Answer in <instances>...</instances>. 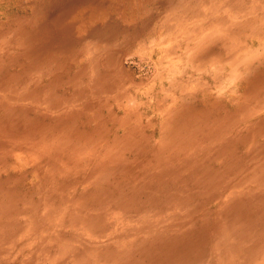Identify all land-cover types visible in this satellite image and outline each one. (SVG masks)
I'll use <instances>...</instances> for the list:
<instances>
[{
    "label": "rangeland",
    "instance_id": "1",
    "mask_svg": "<svg viewBox=\"0 0 264 264\" xmlns=\"http://www.w3.org/2000/svg\"><path fill=\"white\" fill-rule=\"evenodd\" d=\"M58 1L0 0V264H264V27L253 14L245 35L248 0H214L205 47L181 5L208 0H93L90 24L66 27L62 69L47 70L27 33L51 27ZM41 84L58 106L39 109L77 130L34 119L25 98ZM156 102L196 104L195 128L172 142L144 113ZM119 105L136 116L110 122Z\"/></svg>",
    "mask_w": 264,
    "mask_h": 264
},
{
    "label": "crops",
    "instance_id": "2",
    "mask_svg": "<svg viewBox=\"0 0 264 264\" xmlns=\"http://www.w3.org/2000/svg\"><path fill=\"white\" fill-rule=\"evenodd\" d=\"M198 1V0H195ZM215 2L214 0H208V5H207V9L205 8H201V6L196 5L195 7H193L192 5H181L184 8L185 12H195L194 14H189L192 17H195L197 20H201L202 24L198 25L196 27L197 33V40L200 43H203L204 47L207 45L208 42H213V41H217L214 38L210 39L211 35L213 37V34H215V32L217 33L219 31L220 26L214 22V18L215 16L218 17V15L221 16L220 14H217V10L218 7L216 8V4L213 3ZM249 2V7L245 8V13H247L245 15V21L246 24L244 25L245 28L246 27H250L252 28L253 26V14H256V18H255V24L257 26L260 25L259 29L262 30V28L264 27V25L261 26V24L264 22V2L262 1L261 3L259 2V0H248ZM101 5V2L96 5L93 0H59L57 5L52 4V7L48 6V10L53 12V16H57V20H53L51 22V27L48 29H42L40 30V32L38 33V36L35 37V35L33 34V32L31 33H27V36L29 37L28 39L31 42L30 46H27V51L28 52H33V54L37 53L36 56V61L39 65L40 68L42 69H51V68H57V69H62V65L65 64V60L62 59H56L54 57V54L56 52H59L60 49V44L63 42H66L64 36L67 35V31L66 27L68 26H74L76 25V16L77 17H82L85 18L86 20H84L82 23L83 24H90V13H92L93 15L95 13H97V11L99 10V6ZM226 6H224L225 10L228 11V13L226 14L230 19L231 17H233L231 20L237 18V13H236V3L233 4H225ZM32 8V7H31ZM210 10L212 11V13L210 12ZM201 11H205V14ZM215 11V13H214ZM219 11V10H218ZM31 13L34 14V9H31ZM207 16V17H204ZM225 16V14H224ZM204 18V21H203ZM23 19L25 20L26 18H21L18 20L17 23H19V25H22V21ZM66 19H68V24L67 25H62L64 23V21H66ZM206 20V23H204ZM235 21V20H234ZM200 22V23H201ZM16 23V26H17ZM236 25H233L232 27L227 26L228 29H233L235 28ZM246 28L245 30V35H251L249 32L251 29ZM23 31H25V29L22 28ZM75 30H76V26H75ZM115 31H117L115 29ZM211 35H210V33ZM104 32V30H103ZM105 32H107V28L105 27ZM249 32V33H248ZM102 35V32H100ZM193 33V32H192ZM191 33V34H192ZM190 35V34H189ZM210 36V37H209ZM234 37V36H233ZM39 41V42H34V41ZM40 43V46H39ZM35 44V45H34ZM39 47V50H38ZM203 47V49H204ZM70 49L68 48L69 52ZM63 53V52H62ZM27 55V53H26ZM28 56V55H27ZM196 64V63H193ZM25 74L27 75L28 72L27 70H25ZM59 80V79H57ZM42 87V88H40ZM39 88H36V92L35 94H30L28 97H26L25 99L27 101H30V103L32 105L27 106L24 105L27 109L32 107V112L35 114L34 119L39 122V124L43 125V123L46 121V123H48V121H51L54 125H56V127H61V126H69L71 128H76L75 125H79L80 122L78 123H72V122H77V120H70L68 117H63L64 121H62V123H60L61 121V117L62 116H55L52 114H48V113H44L41 109H39V101L42 100L44 102H46L48 104V108L50 107H54L56 108L58 106V102L56 98H50L49 96L53 95L52 93L50 94L49 92H54L57 88L56 85H50L47 87H44L43 84H41ZM106 87L109 89V84L108 86L106 85ZM102 89V88H101ZM45 91H47V97L45 98ZM126 96L124 95L123 92H118L117 93V97H123ZM25 100V101H26ZM179 102H183V100L181 99V101ZM184 104V103H182ZM186 106L189 105H183L181 106V109H177L173 112H171L167 107H165L164 105H161L159 102L153 103L150 106H146V111H144L145 114H147L148 112H152L153 116H157V117H161V121H164L165 125L168 126L169 130H167L168 136L170 139H172V142L174 140H176V138L179 135H184V132H190V126L195 128L194 122H195V114L197 113L196 110V104L192 105V107H188L187 109H185ZM35 107V108H34ZM113 108V107H112ZM33 109H35V112L33 111ZM97 111H100V109L98 108ZM96 111V114L93 115L95 122L91 123L92 125H96L98 124L97 122H99V118H98V112ZM118 111H122V115L119 119H116L117 117V112ZM185 111H187L188 114L191 113V115L189 116V118H184V114ZM190 111V112H189ZM136 113H134L133 111L130 112L128 111L125 107L123 108L121 105H119V108L115 111V113L111 112L109 113V121L110 122H114V123H128L131 121V119L133 117H135ZM75 124V125H74ZM184 124H186V127H184ZM82 125V124H80ZM77 130V129H75ZM78 131H83L81 129H79ZM115 130H110L107 132V136L113 134L112 132H114ZM144 131V130H143ZM143 131L137 130L135 131L134 135L132 138L136 137V138H146L147 134ZM117 133L120 132V134L124 135L123 131L117 130ZM116 132L114 133V137H116ZM193 132L195 133L196 131L193 130ZM60 132L55 131L54 133H51L49 130L44 132L41 134V137H53L52 139H58L61 134H59ZM64 133H68L66 132V130L64 131ZM79 132H75L73 133V138H80V135L78 134ZM129 132H127L128 135ZM101 134V133H100ZM39 135V134H36ZM118 135V134H117ZM189 135V134H188ZM32 137V136H31ZM83 137H85V135H83ZM101 137V136H100ZM190 137V136H189ZM77 141V140H76ZM79 142V141H77ZM77 142H75V144H77ZM88 146H92V147H97L95 145H92L91 143H86ZM172 148V147H170ZM190 149H196V148H190ZM190 152V151H189ZM53 166V165H52ZM59 168V166H58ZM55 169V167L53 168ZM70 185V184H69ZM71 186V185H70Z\"/></svg>",
    "mask_w": 264,
    "mask_h": 264
},
{
    "label": "bare ground",
    "instance_id": "3",
    "mask_svg": "<svg viewBox=\"0 0 264 264\" xmlns=\"http://www.w3.org/2000/svg\"><path fill=\"white\" fill-rule=\"evenodd\" d=\"M238 2V1H237ZM216 21V20H215Z\"/></svg>",
    "mask_w": 264,
    "mask_h": 264
}]
</instances>
